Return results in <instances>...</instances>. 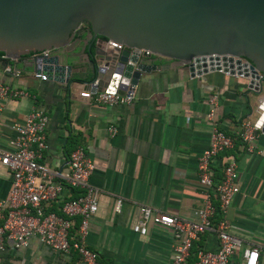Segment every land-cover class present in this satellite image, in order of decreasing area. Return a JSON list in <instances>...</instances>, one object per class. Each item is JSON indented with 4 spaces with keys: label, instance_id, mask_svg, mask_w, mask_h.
Returning <instances> with one entry per match:
<instances>
[{
    "label": "crops",
    "instance_id": "0c3cea01",
    "mask_svg": "<svg viewBox=\"0 0 264 264\" xmlns=\"http://www.w3.org/2000/svg\"><path fill=\"white\" fill-rule=\"evenodd\" d=\"M80 39L87 40L84 35ZM75 46L83 45L70 48ZM76 53L80 56L71 65L66 88L35 78L28 59L17 63L13 71L9 65L1 66L5 62L1 57L0 83L21 89L27 96L0 100V148H7L13 123L21 122L33 106L43 111L47 148L41 162L63 172L68 154L81 146L93 163L88 183L98 192L97 209L88 221L85 246L102 264H168V229L148 224L145 235L132 233L138 206L192 219L201 202L196 160L208 141V99L216 95L214 117L219 128L234 137L255 104V94L246 89L245 79L222 73L190 78L183 67L148 58L144 63L156 69L140 75L128 105H97L79 97L90 91L80 80L91 76L86 58L78 48ZM109 126L115 128L113 136L107 133ZM229 157L235 161L238 192L225 213L226 231L242 247L258 248V264H264V136L256 139L252 153L234 143L231 150L213 157L214 183ZM9 182V173L0 167V198L5 197ZM116 199L121 201L118 213L113 210ZM196 243L195 249H216L212 232ZM0 264L80 263L74 254L53 253L31 239L26 248L2 255Z\"/></svg>",
    "mask_w": 264,
    "mask_h": 264
},
{
    "label": "water",
    "instance_id": "95a60500",
    "mask_svg": "<svg viewBox=\"0 0 264 264\" xmlns=\"http://www.w3.org/2000/svg\"><path fill=\"white\" fill-rule=\"evenodd\" d=\"M77 48L91 76L80 82L91 93L112 75L120 76L118 93L133 91L142 73L156 69L148 58L183 67L190 78L242 76L250 89L258 73L264 80V0H0L1 66L16 71L28 59L32 74L66 88Z\"/></svg>",
    "mask_w": 264,
    "mask_h": 264
},
{
    "label": "built area",
    "instance_id": "2783aa9c",
    "mask_svg": "<svg viewBox=\"0 0 264 264\" xmlns=\"http://www.w3.org/2000/svg\"><path fill=\"white\" fill-rule=\"evenodd\" d=\"M109 45L122 49L114 43ZM139 55L150 56L147 51H140ZM241 62L246 63L245 60ZM17 75L14 72V76ZM33 76L45 79L41 75ZM119 80V75H112L104 88L94 93L83 91L79 97L97 105H128L133 91L129 89L118 93ZM251 86L246 89L255 94V104L250 114L240 121L236 134L247 153H252L256 139L264 136L261 132L264 124V80L261 74L258 73L257 78L252 79ZM26 96L23 90L0 83L1 101ZM207 103L205 121L209 127L208 141L196 160L200 207L192 219H182L139 205L131 231L143 236L148 224L168 229L171 233L168 264H187L191 257L192 264H258L259 249L242 247L240 241L226 231L228 223L225 213L230 200L238 192L235 161L229 157L222 166L217 183L213 181L210 161L232 149L233 137L219 128L214 117L216 95L211 96ZM46 123L43 111L33 106L21 122L12 124L13 136L7 141V148H0V167L10 177L8 191L5 197L0 198V256L24 249L31 239H35L53 253L76 255L80 264H101L96 253L85 246L88 221L97 209L98 192L88 183L93 163L83 148L77 146L68 154L63 172L48 169L41 162L47 148ZM115 132L112 126L107 128L109 136ZM120 204L121 201L116 199L113 207L116 213L119 212ZM217 212L218 218L214 220ZM207 232L214 234L216 249L197 248L191 254L192 243Z\"/></svg>",
    "mask_w": 264,
    "mask_h": 264
},
{
    "label": "trees",
    "instance_id": "16d2710c",
    "mask_svg": "<svg viewBox=\"0 0 264 264\" xmlns=\"http://www.w3.org/2000/svg\"><path fill=\"white\" fill-rule=\"evenodd\" d=\"M2 56H3V54L0 52V59H1ZM234 143H238V144L240 145V143H239V141H238L236 135L233 137V146H234ZM218 181H219V180H218ZM218 181H216L215 183H217ZM217 218H218V212H217V214L215 215L214 220L217 219ZM196 244H197L196 241L192 243L191 254H193L194 251L197 249V248L195 249ZM0 258H1V256H0ZM98 262H99V261H98ZM192 262H193V258L191 257V258H189V260L187 261V264H192ZM99 263H100V262H99ZM101 264H102V263H101Z\"/></svg>",
    "mask_w": 264,
    "mask_h": 264
},
{
    "label": "bare ground",
    "instance_id": "6f19581e",
    "mask_svg": "<svg viewBox=\"0 0 264 264\" xmlns=\"http://www.w3.org/2000/svg\"><path fill=\"white\" fill-rule=\"evenodd\" d=\"M209 61H214V59L213 58H211V60H209ZM208 63V59H205V60H198V64H201V63Z\"/></svg>",
    "mask_w": 264,
    "mask_h": 264
},
{
    "label": "flooded vegetation",
    "instance_id": "af4514ba",
    "mask_svg": "<svg viewBox=\"0 0 264 264\" xmlns=\"http://www.w3.org/2000/svg\"><path fill=\"white\" fill-rule=\"evenodd\" d=\"M85 28H87L86 24L81 25V30H84Z\"/></svg>",
    "mask_w": 264,
    "mask_h": 264
}]
</instances>
